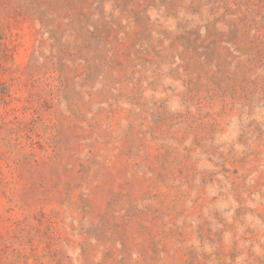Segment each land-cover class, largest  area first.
<instances>
[{
    "label": "rangeland",
    "instance_id": "rangeland-1",
    "mask_svg": "<svg viewBox=\"0 0 264 264\" xmlns=\"http://www.w3.org/2000/svg\"><path fill=\"white\" fill-rule=\"evenodd\" d=\"M0 264H264V0H0Z\"/></svg>",
    "mask_w": 264,
    "mask_h": 264
}]
</instances>
